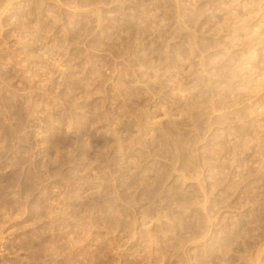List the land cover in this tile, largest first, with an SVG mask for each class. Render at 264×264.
Instances as JSON below:
<instances>
[{
  "label": "rangeland",
  "instance_id": "374dc122",
  "mask_svg": "<svg viewBox=\"0 0 264 264\" xmlns=\"http://www.w3.org/2000/svg\"><path fill=\"white\" fill-rule=\"evenodd\" d=\"M0 264H264V0H0Z\"/></svg>",
  "mask_w": 264,
  "mask_h": 264
},
{
  "label": "bare ground",
  "instance_id": "6f19581e",
  "mask_svg": "<svg viewBox=\"0 0 264 264\" xmlns=\"http://www.w3.org/2000/svg\"><path fill=\"white\" fill-rule=\"evenodd\" d=\"M219 1V0H218ZM169 2H172V1H169ZM178 2V1H177ZM165 3V2H164ZM175 3V2H174ZM217 3V2H216ZM173 4V3H172ZM134 5V4H133ZM169 6H171V5H169ZM176 6V3H175V5L174 6H172V7H175ZM207 13V12H206ZM178 14V13H177ZM187 14V13H186ZM180 18H182V17H180ZM129 25V24H128ZM127 25V26H128ZM190 40V39H189ZM190 43V42H189ZM191 51V50H190Z\"/></svg>",
  "mask_w": 264,
  "mask_h": 264
}]
</instances>
